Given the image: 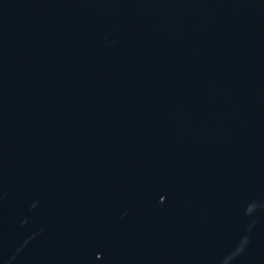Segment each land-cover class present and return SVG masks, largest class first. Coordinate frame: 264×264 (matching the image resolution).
<instances>
[{
  "label": "water",
  "instance_id": "water-1",
  "mask_svg": "<svg viewBox=\"0 0 264 264\" xmlns=\"http://www.w3.org/2000/svg\"><path fill=\"white\" fill-rule=\"evenodd\" d=\"M0 264H264V0H0Z\"/></svg>",
  "mask_w": 264,
  "mask_h": 264
}]
</instances>
